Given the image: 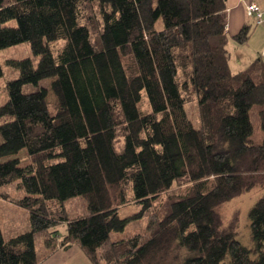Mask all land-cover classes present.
<instances>
[{
	"label": "trees",
	"instance_id": "obj_1",
	"mask_svg": "<svg viewBox=\"0 0 264 264\" xmlns=\"http://www.w3.org/2000/svg\"><path fill=\"white\" fill-rule=\"evenodd\" d=\"M225 10V0H0V51L26 43L32 55L6 62L0 187L22 195L0 199L26 210L29 230L5 240L0 228V264H40L72 245L91 264H264V75L257 61L231 74ZM252 190L244 246L220 209ZM76 197L86 214L69 219ZM128 203L140 210L122 219ZM144 218L146 234L113 239Z\"/></svg>",
	"mask_w": 264,
	"mask_h": 264
},
{
	"label": "rangeland",
	"instance_id": "obj_2",
	"mask_svg": "<svg viewBox=\"0 0 264 264\" xmlns=\"http://www.w3.org/2000/svg\"><path fill=\"white\" fill-rule=\"evenodd\" d=\"M58 46V45H57ZM56 45H53L52 48L56 50ZM32 58V55L29 51V47L26 43H22L7 49L0 51V65L2 67V76L0 77V105H2L5 101L4 95V85L6 80L9 78L14 77V72L8 68L6 62L8 60H22ZM43 85L48 87L49 82H41L39 83V87ZM38 87L33 86H26L23 88L24 93H30L37 90ZM47 101L49 104H54L55 98L49 92ZM146 107V104H145ZM144 106L142 107L143 110ZM185 112L188 118L191 120L193 126L195 128L199 127L198 122V115H197V108L196 103L191 102L185 106ZM258 108L254 107L251 111V123L253 126V142L259 144L262 140V134L260 130L259 119L257 117ZM1 142V139H0ZM18 158L25 161L26 153L25 151H21L18 155ZM25 162H23V165ZM6 193L10 198H18L22 194L18 193L14 190L13 187H0V194ZM260 191L252 190L251 192L244 194L240 197H237L230 201L229 203L225 204L220 209V214L222 218V224L224 227H230V225H234L237 239L238 241L243 244L244 246L250 245L249 239V228H248V221H247V214L249 209L252 205L257 201L260 197ZM159 201H155L153 203V210L158 207ZM15 204L10 203L9 201H5L0 199V228L5 240L13 238L19 234L25 233L29 230V215L26 210L22 208L15 207ZM64 207L68 213L69 219H74L78 217H82L86 214V202L82 197H76L67 200L64 203ZM140 210V206L133 203H128L123 205L119 209V217L122 219L130 218L135 216ZM152 217V216H151ZM149 219H137L131 220L127 223L124 231L122 233L113 234V239H123L135 234H146L147 233V226H148ZM66 236V230L64 225L57 226V240L61 241ZM44 244H43V236H38L36 238V251L39 256L44 255Z\"/></svg>",
	"mask_w": 264,
	"mask_h": 264
},
{
	"label": "crops",
	"instance_id": "obj_3",
	"mask_svg": "<svg viewBox=\"0 0 264 264\" xmlns=\"http://www.w3.org/2000/svg\"><path fill=\"white\" fill-rule=\"evenodd\" d=\"M249 3L256 4L264 12V0H225L226 51L228 54V67L233 75L247 70L256 61L262 66V74L264 75V25H251V22L246 16V6ZM245 25L251 27L249 36L244 44H237L233 40V37ZM40 264L91 263L76 245H72L66 251L57 249L49 258L43 260Z\"/></svg>",
	"mask_w": 264,
	"mask_h": 264
},
{
	"label": "built area",
	"instance_id": "obj_4",
	"mask_svg": "<svg viewBox=\"0 0 264 264\" xmlns=\"http://www.w3.org/2000/svg\"><path fill=\"white\" fill-rule=\"evenodd\" d=\"M246 16L252 26L264 25V12L256 4L249 3L246 6Z\"/></svg>",
	"mask_w": 264,
	"mask_h": 264
}]
</instances>
